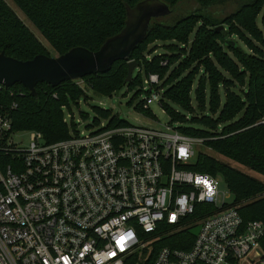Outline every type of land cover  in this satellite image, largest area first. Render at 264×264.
<instances>
[{"label": "built area", "instance_id": "built-area-1", "mask_svg": "<svg viewBox=\"0 0 264 264\" xmlns=\"http://www.w3.org/2000/svg\"><path fill=\"white\" fill-rule=\"evenodd\" d=\"M143 84L151 91L159 75ZM110 122L54 142L26 130L23 143L0 115L12 157L0 166V264H141L168 232L197 225L190 248L161 246L152 264H264V221L243 219L221 176L188 168L197 138L178 122Z\"/></svg>", "mask_w": 264, "mask_h": 264}, {"label": "trees", "instance_id": "trees-1", "mask_svg": "<svg viewBox=\"0 0 264 264\" xmlns=\"http://www.w3.org/2000/svg\"><path fill=\"white\" fill-rule=\"evenodd\" d=\"M41 34L54 46L59 55L75 46L98 50L109 37L119 33L126 24V5L135 6L142 0H13ZM172 12L152 19L146 37L130 56L138 65L133 72V83H143L144 76L158 74L160 83L171 68L172 60L180 54H146L153 40H175L184 48L188 69L180 71L170 86L162 87L161 106L178 122L185 134L203 140L215 152L224 155L264 175V49L252 47L246 52L235 39L227 38L215 31L224 25L229 33L240 37L251 34L264 45V0H162ZM195 2L197 7L187 13H177L178 6ZM228 51L232 52L231 55ZM28 60L46 53L39 39L29 30L24 21L8 5L0 0V53ZM47 54V53H46ZM166 61V64L163 62ZM183 61V60H182ZM190 62H195L193 66ZM200 67L202 69L200 70ZM139 69V70H138ZM128 60L115 61L106 72H95L83 77L95 91L110 95L125 85ZM199 82L195 99L205 106L195 114L191 105V92L196 76ZM131 82V83H132ZM76 79L67 80L58 86L46 82L36 87L33 95L22 83H16L0 91V115L11 119L8 133L20 130H36L47 142L70 136L73 123L65 120L64 106L71 107L84 96V90ZM159 85V84H158ZM155 87H158L155 85ZM12 89H21L24 96L11 95ZM56 94V96H54ZM172 101L183 110L194 111L187 117L177 110ZM17 101L18 107L12 108ZM101 117L110 119V124L121 125L127 120L114 115L111 110L95 106ZM147 111V110H146ZM148 113H151L149 110ZM95 123L99 119L94 120ZM6 138L0 140V166L11 162V153L6 147ZM189 169L221 176L233 195L231 205L236 206L245 221H264V182L218 160L216 157L198 152ZM167 231L172 229L163 226ZM183 228L167 233L154 244L152 253L141 264H152L158 249L164 245L188 249L195 236ZM264 249V238L262 239ZM136 257L132 258V264Z\"/></svg>", "mask_w": 264, "mask_h": 264}, {"label": "rangeland", "instance_id": "rangeland-1", "mask_svg": "<svg viewBox=\"0 0 264 264\" xmlns=\"http://www.w3.org/2000/svg\"><path fill=\"white\" fill-rule=\"evenodd\" d=\"M8 5L17 13V15L24 21L29 30L34 33V35L39 39L41 44L43 45L45 52L51 56H58V51L54 48V46L41 34V32L35 27V25L25 16L22 10L16 5L13 0H5ZM197 7L195 2H187L178 6L177 13H187L194 8ZM229 35V34H228ZM227 38L235 39L238 41L239 45L246 52H253L252 47H257L258 49H264V45L257 41L251 34L246 33V36L240 37L237 34H232V37L227 36ZM185 44H178L175 40H153L151 41L147 48L146 54L152 55L151 50H156L154 53L160 54H168V55H176L180 54L179 58L172 60V65L169 71L166 73V76L162 80V82L157 85L158 87L153 86L151 91L148 87L145 88L143 83H133V79L121 86L120 88L114 90L110 95L101 94L95 89L92 88L89 81L87 79L82 78L79 80L77 85H79L84 90V96H82L76 102L71 103V107L67 109L65 115L69 122H72L73 129L78 131H88L92 129H97L98 124L94 122L96 118L100 121L105 120V118L101 117L95 111V106H101L111 110L114 115H118L120 118L127 120L132 124H142V125H156L161 126L170 121V117L165 112V110L161 106L163 90L162 87L170 86L169 81L176 78L178 72L180 71V65L182 68L181 71L183 73L188 69V64L185 63L186 55L182 56L184 52V48L188 51L189 46H185ZM184 47V48H183ZM231 55L232 52L228 51ZM183 60V61H182ZM191 65L196 66L195 62H190ZM202 67H200V70ZM134 75H136V71H134ZM132 82V83H131ZM199 82L198 75L194 81V86L192 87L191 92V105L194 108L195 114H200L205 106L199 105L197 100L195 99V90L197 84ZM154 93H159L158 99H154ZM165 102L170 103L177 110L183 111L186 113L187 117H191L192 111L183 110L180 106L173 103L170 100L165 99ZM147 110V111H146ZM151 110V113H148ZM69 112L70 117L67 115ZM30 134L26 130L16 131L14 133L13 139L15 141L23 140V143H27L29 141ZM196 153L202 152L216 157L218 160L228 163L235 168L249 174L250 176L261 180L264 182V175L244 166L238 162L231 160L230 158L221 155L211 148L207 147L203 140L198 139L196 142ZM222 187L225 188V185L222 184ZM233 200V197L229 199ZM174 232V231H172ZM170 233V232H168Z\"/></svg>", "mask_w": 264, "mask_h": 264}, {"label": "water", "instance_id": "water-1", "mask_svg": "<svg viewBox=\"0 0 264 264\" xmlns=\"http://www.w3.org/2000/svg\"><path fill=\"white\" fill-rule=\"evenodd\" d=\"M126 10L127 19L123 29L106 39L98 50L75 46L58 56L40 53L28 60L1 52L0 84L9 87L22 83L36 95L39 83L58 86L67 80L80 79L95 72H106L115 61L121 59L128 60L125 81L130 82L138 65L135 60H130L131 53L146 37L152 19L169 15L172 9L162 0H142L135 6L126 5ZM215 31L225 37L229 34L222 24L216 26ZM200 227L197 225L189 232L196 236Z\"/></svg>", "mask_w": 264, "mask_h": 264}]
</instances>
